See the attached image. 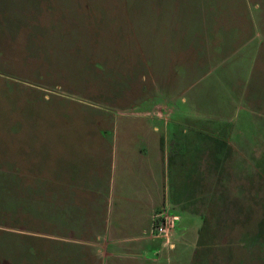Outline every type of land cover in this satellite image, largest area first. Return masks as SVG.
Masks as SVG:
<instances>
[{
	"label": "rangeland",
	"instance_id": "rangeland-1",
	"mask_svg": "<svg viewBox=\"0 0 264 264\" xmlns=\"http://www.w3.org/2000/svg\"><path fill=\"white\" fill-rule=\"evenodd\" d=\"M124 164L163 207L201 183L171 264H264V0H0V264H103Z\"/></svg>",
	"mask_w": 264,
	"mask_h": 264
},
{
	"label": "crops",
	"instance_id": "crops-1",
	"mask_svg": "<svg viewBox=\"0 0 264 264\" xmlns=\"http://www.w3.org/2000/svg\"><path fill=\"white\" fill-rule=\"evenodd\" d=\"M173 156L169 157V162L173 160ZM176 161V160H174ZM119 167L122 170L123 180L119 195L116 196L117 190L112 187V180H98V182H90L88 184L89 193L103 196V207L105 209L102 216L97 215L100 219L99 223H94L85 231L89 237H82L80 243L83 247L90 250H97L100 261L103 264H171V254L177 253L180 249L197 248L201 223L195 227H186L184 232L178 231V225L175 230L174 248L166 246L162 239L156 237L154 232L156 214L164 208L175 213L174 216L181 220L196 221L201 219L199 214V206L201 197V183L196 179L191 180V193L177 195L174 204L163 207L165 203H161V199L152 193L150 186L144 184L139 191H133L131 188L134 174L131 172L134 166L124 164ZM148 169V166H139ZM152 167V166H151ZM192 168V166H190ZM177 177L181 176L184 169L190 170L189 166H175ZM152 174V170L147 174ZM131 180V181H130ZM53 186L57 188L58 184L66 185V180L55 176L53 178ZM113 185L115 181L113 180ZM106 187L103 189V186ZM140 186L138 185L137 188ZM96 188V193H95ZM56 196L58 191L55 190ZM54 194V189L52 190ZM88 204L90 214L93 217L96 212L100 213V205L97 210V203ZM89 202L86 200L85 203ZM57 211H60L57 208ZM167 212V210H165ZM174 214V213H173ZM53 220V219H52ZM72 240V239H71ZM74 240V239H73ZM80 240V239H78Z\"/></svg>",
	"mask_w": 264,
	"mask_h": 264
},
{
	"label": "built area",
	"instance_id": "built-area-1",
	"mask_svg": "<svg viewBox=\"0 0 264 264\" xmlns=\"http://www.w3.org/2000/svg\"><path fill=\"white\" fill-rule=\"evenodd\" d=\"M178 223V217L174 215H162L154 227V235L163 240L169 248H174V236Z\"/></svg>",
	"mask_w": 264,
	"mask_h": 264
}]
</instances>
